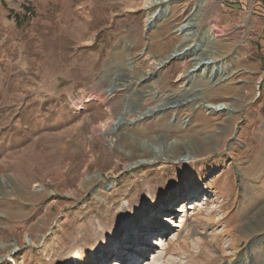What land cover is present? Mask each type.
<instances>
[{
  "label": "rangeland",
  "instance_id": "rangeland-1",
  "mask_svg": "<svg viewBox=\"0 0 264 264\" xmlns=\"http://www.w3.org/2000/svg\"><path fill=\"white\" fill-rule=\"evenodd\" d=\"M149 1L0 0V264H264V0Z\"/></svg>",
  "mask_w": 264,
  "mask_h": 264
},
{
  "label": "bare ground",
  "instance_id": "bare-ground-1",
  "mask_svg": "<svg viewBox=\"0 0 264 264\" xmlns=\"http://www.w3.org/2000/svg\"><path fill=\"white\" fill-rule=\"evenodd\" d=\"M162 1H164V0H150L149 1V5L158 4V3H161ZM164 14H165L164 8H160L159 10H155L153 12H149L147 14V16H146V22H145V24L146 25H149V24L153 23L154 21L160 19ZM189 25H190V22H188V21L187 22H184L182 25H180L179 28H177L178 33L179 34H182L183 32H185L187 26H189ZM199 46H200V44L197 43V45L194 46L192 50L193 51L197 50V48ZM188 51L189 50L174 48L171 51L167 52L163 57L157 59V61L155 62L156 63L155 65H156V67H159L162 64L168 62V60H170V59H173V58H175V59H181V58H183L184 54L186 52H188ZM193 51H191V52H193ZM186 55L187 54H185V56ZM172 56H174V57H172ZM212 63H213V61L210 58H204L202 60L196 61L195 64L193 65V67L190 70L205 71V69L208 67V65H210ZM199 65H203V66L200 67ZM214 66H216V65L213 64L212 67H214ZM208 106H210V105H208ZM221 106H222L221 104H215V105H212L211 107L213 108V110H218V109H220ZM149 218L150 217H148V219ZM156 219H158V218H156ZM121 238L122 239H120V241H123L124 242L125 241V237L123 236ZM158 239L159 240H157V238H156V240H154V242H153L154 244L153 245H158V246L162 247L164 245V243H165V240L162 241L163 238H161V237H159ZM118 240H119V238H118Z\"/></svg>",
  "mask_w": 264,
  "mask_h": 264
},
{
  "label": "water",
  "instance_id": "water-1",
  "mask_svg": "<svg viewBox=\"0 0 264 264\" xmlns=\"http://www.w3.org/2000/svg\"><path fill=\"white\" fill-rule=\"evenodd\" d=\"M166 1V0H165ZM159 12V11H158ZM172 57H174V56H172ZM171 60V59H170ZM170 60H168V61H170Z\"/></svg>",
  "mask_w": 264,
  "mask_h": 264
}]
</instances>
